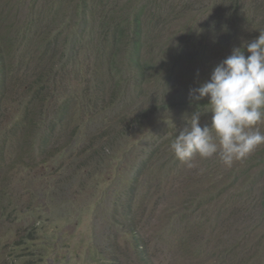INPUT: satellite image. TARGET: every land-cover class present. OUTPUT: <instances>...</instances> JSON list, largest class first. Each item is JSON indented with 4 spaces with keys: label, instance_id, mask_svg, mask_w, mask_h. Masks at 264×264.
I'll return each instance as SVG.
<instances>
[{
    "label": "rangeland",
    "instance_id": "374dc122",
    "mask_svg": "<svg viewBox=\"0 0 264 264\" xmlns=\"http://www.w3.org/2000/svg\"><path fill=\"white\" fill-rule=\"evenodd\" d=\"M82 1L69 0L62 7L64 22L69 17L77 21ZM146 1L108 0L114 16L120 13L119 19L130 26L125 29L130 31L126 48L119 41L107 47L99 16L85 18L82 29L95 48L76 50L74 67L56 73L60 96L35 110L43 127L38 121L27 123L32 94L21 84L28 77L11 82L14 94L0 103V132L21 118L25 133L18 128L14 143L5 135L0 140V264H140L136 250L142 246L149 264H264V144L231 167L218 155L197 156L193 168L173 163L170 144L195 105H189L181 86L157 98L162 87L157 90L146 76L136 81L129 74L127 57L135 39L129 23L138 9L144 20L150 19ZM214 1L167 0L166 5L158 0L159 13L167 19L162 17L165 26H160L157 44L173 48L191 31L197 44L208 45L203 37L212 31L196 28L211 14L220 24L246 16L254 22L249 26L241 21L247 27L233 47L264 31L263 8L234 14L235 3L229 0L232 15L228 9L214 13ZM35 3L52 10L58 0ZM252 4L257 0H245L243 8ZM197 32L202 39L197 40ZM108 34L118 36L115 30ZM185 64L184 59L179 62ZM182 71L176 65L173 74ZM189 76L200 78L199 73ZM67 99L71 105L66 115L61 105ZM212 115L202 113L200 126L210 125ZM256 127L264 132V122ZM206 166L220 181L212 190L196 191L193 181L199 182Z\"/></svg>",
    "mask_w": 264,
    "mask_h": 264
},
{
    "label": "trees",
    "instance_id": "16d2710c",
    "mask_svg": "<svg viewBox=\"0 0 264 264\" xmlns=\"http://www.w3.org/2000/svg\"><path fill=\"white\" fill-rule=\"evenodd\" d=\"M33 1L34 3H32ZM68 1L58 0V4H55L52 10H47L49 8L36 6L35 0H29L28 4H24L22 1L17 4H10L9 0H0V103L4 105L14 94V89L10 85L12 81L23 75L28 77V82L21 84L26 86L27 94H32V102L28 106L30 117L27 119V123L30 120L31 122L38 121L41 124L38 123L37 125L43 127L44 120L34 118L35 110L40 108L42 103L50 101L53 97L60 96L55 92L58 76L56 73L64 67H70L71 69L74 67V54L76 50H84V48L88 52L92 51V49L94 50L95 46L91 41L90 35L86 30L82 29L83 24L86 22V17L93 20L96 16H99L98 26L101 28V31L105 32V40L108 42L107 47L112 48V45L119 41L126 48V43L124 42L130 31L125 29H128L130 26L119 19L121 17L120 13H118V17L114 16L113 8L107 7L109 6L108 0H83L77 21H71L69 17L68 22H64L62 15H65V13L62 7L66 6ZM233 1L235 3L234 14L236 11H239L241 14L247 11L251 13L249 11H255L254 7H258L257 10L264 9V4L258 2L260 0H257V4H252L249 10L243 8V1L245 0ZM105 3L106 6H104ZM232 4V1L229 0H216L213 4L215 8L214 13L218 9L222 11L228 9L232 15ZM161 6L158 0H147L144 7L149 10L150 19L144 20L142 12L138 9L133 22L129 23L134 26L133 30L135 32V39L132 36L133 48L127 57L129 74L131 73L130 75L136 81H141L146 76L147 83L153 82L158 86L157 90L162 87L164 91L157 98L166 96L169 89L173 90L175 86H181L183 92L187 91L186 97L190 99L189 90L198 87L200 83L208 80L214 66L231 54V50L233 49L232 41L240 37V32H245V30H242L247 26L242 25L241 21H246L248 16L243 19L230 18V21L220 24L214 19V14H211L205 21L201 24L199 23V26L196 28L200 31L207 27L209 29L208 32L212 31L209 35L203 37L208 45L204 44L200 46L201 44H197L196 40H194L196 36H193L194 34L190 31V34L185 35V38L181 40H177V44L169 49L166 45L161 48L162 45L157 44L160 26H165L162 17L167 19V16H162L159 13ZM240 8L243 9L240 10ZM18 9L24 10V16ZM99 9L103 10L99 11ZM60 10L62 13H60ZM14 12H18V14L15 15ZM245 23H249V26H253L254 24V22L247 21ZM219 25L220 27L218 28L217 26ZM214 26L216 29L213 28ZM110 30L117 31V38L108 34ZM196 35H199L197 36L198 40L202 34L197 32ZM234 47H237V45ZM245 55L247 56L248 53L245 52ZM66 56L67 60L64 59ZM112 59L114 61L115 56ZM182 59L185 60L186 64L179 66V62ZM176 65L180 69H183V71L173 74V69ZM194 73L200 74L198 80L189 76V74ZM146 99L150 101V92ZM199 102L205 104V102H208V98L205 97ZM68 105H71L70 99L65 100L61 105V108L67 109L66 115L69 112ZM189 105L194 106L195 103H189ZM160 107L166 108V105ZM69 117L70 115L65 118ZM20 122L21 118H18L16 126L11 127V129H3L0 132V140L5 135L7 141L9 137L14 138V143L18 139V128L22 129L25 133L24 127ZM49 138L51 137L48 136ZM5 150L8 154L12 152L8 148ZM179 162L180 160L177 158L173 159L175 165ZM179 174L177 173L178 177ZM187 178L189 181L192 180L190 174L187 175ZM218 181L220 180L217 173L209 172L206 166V171L199 182H193L195 184L194 188H197L196 191H199V189L206 191L217 187L216 183ZM204 183L207 185L202 187ZM263 197L264 194L261 197L264 202ZM187 229L189 230L188 227ZM134 237L136 238L137 235L134 234ZM232 246L237 251V245L232 244ZM136 251L140 264H149L145 248L142 246Z\"/></svg>",
    "mask_w": 264,
    "mask_h": 264
},
{
    "label": "clouds",
    "instance_id": "9594fccd",
    "mask_svg": "<svg viewBox=\"0 0 264 264\" xmlns=\"http://www.w3.org/2000/svg\"><path fill=\"white\" fill-rule=\"evenodd\" d=\"M189 96L195 109L184 116L185 126L170 144L175 157L187 167H196L197 156L214 155L231 167L264 144V132L256 127L264 122V31L233 47L208 80L189 90ZM205 97L208 102L200 104ZM208 111L213 113L211 124L201 127L200 116Z\"/></svg>",
    "mask_w": 264,
    "mask_h": 264
}]
</instances>
